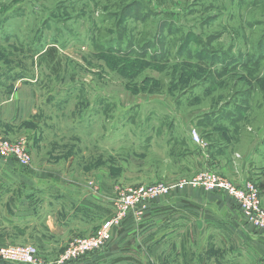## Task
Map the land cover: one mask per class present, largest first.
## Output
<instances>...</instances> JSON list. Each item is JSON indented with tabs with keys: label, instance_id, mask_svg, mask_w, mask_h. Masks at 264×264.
Instances as JSON below:
<instances>
[{
	"label": "rangeland",
	"instance_id": "rangeland-1",
	"mask_svg": "<svg viewBox=\"0 0 264 264\" xmlns=\"http://www.w3.org/2000/svg\"><path fill=\"white\" fill-rule=\"evenodd\" d=\"M49 48L55 56L45 52ZM261 52L264 0H0V106L15 92L27 100L11 103L6 117L16 112L19 124L24 116H43L40 126L20 123L10 136L0 108V137L25 144L33 166L0 155V204L14 176L44 169L49 179L62 176L98 199L96 217H87L94 231L81 239L115 220L120 231L127 229L130 253L172 254L179 246L172 241L159 249L170 222L179 226L170 228L169 240L178 234L185 254L199 244V264H264V254L238 245L237 231L212 225L219 218L205 207L177 212L176 199L166 197L146 208L124 204L140 188L203 172L190 140L195 122L208 120H199L203 114L222 111L227 122L240 116L238 129L264 136ZM19 81H38L39 88L18 91ZM32 146L40 147L35 156ZM7 218L0 208V247L34 246L38 264H51L46 246L23 243V232ZM225 238L230 246L221 245ZM71 244L57 264L81 258L62 260ZM187 259L194 263L184 264H197Z\"/></svg>",
	"mask_w": 264,
	"mask_h": 264
},
{
	"label": "crops",
	"instance_id": "crops-1",
	"mask_svg": "<svg viewBox=\"0 0 264 264\" xmlns=\"http://www.w3.org/2000/svg\"><path fill=\"white\" fill-rule=\"evenodd\" d=\"M47 50L45 49V52ZM37 84H39L38 81H19L16 90H26L27 87L24 88V86L37 89L39 88ZM26 100V98L21 99L20 94H15L14 92L12 98L0 106V108H5L4 112L2 111L1 123L6 127L10 136L17 133L15 128L20 123L22 125L28 123L29 125L30 122L36 121L39 124L38 126L43 123L42 111L37 112L38 114L34 117L31 115L24 116V119L19 124L16 121V112L13 111L10 118L5 116V111L11 108L9 106L11 103L21 104L22 102H26ZM231 117L232 119H237L236 123L222 120L225 118L222 111L207 115L203 114L198 117L199 120L203 118H208V120L205 122H195L196 127L193 126V130L200 135L203 143L206 145L205 147L198 146L194 142L192 133L190 132V140L197 153L196 159H198L199 172L205 168H211V170L217 171L238 186H243L246 181L254 182L261 190V199L264 206V136L262 132L253 133V130L250 128L246 131L238 129L235 125L240 121V116L232 115ZM214 124L219 125V127L216 125L212 127L211 125ZM13 130H16L15 133ZM38 148L40 149V147L32 146L34 156L37 154ZM205 155L209 156V158L206 159ZM43 170H36L35 172L40 173L36 175L14 176L13 185L8 186V188L5 187V191L3 189L1 192V196H5V201L3 204H0V208L5 209L8 213L6 221L14 224L16 228L21 230L20 232H23V236L27 239L23 243L29 241L46 246V252L43 253L47 259L46 262L49 263L51 261V264H57L61 256L60 254L66 249L68 244L72 243L75 237H88L94 231V229H88L87 217H96L92 210H96V207H98L96 203L99 202L81 184L76 183L71 185L67 183V179L64 180L65 178L59 175H53L49 179L45 176V173H42ZM7 189L10 191L7 192ZM208 196L205 192L186 188L185 191L174 193L172 196H167L164 199L166 201L176 199L174 208L176 211L184 209L182 208L183 205H191L192 210H200V208L205 207L204 209H207V213H212L220 219L214 217L219 222H213L212 225H223L228 230L234 229L241 237L238 240L240 247L245 249L250 247L258 255L264 254V232H259L252 226L245 225L238 205L226 196H219L220 200L218 202L208 200ZM205 203L206 205L204 206L203 204ZM167 226L169 227L163 229L165 232L162 235L164 240L159 243V249L162 246H169V243L172 241L173 245H179L176 248V253H160V250L159 254L150 255L130 253L132 248L129 250V243L126 244V241H124L126 236L125 230L127 229L120 231V227H118V233H115L116 239L112 241V244L110 243L111 249L108 247L111 251L110 253L88 254L78 260L68 261L65 264H172L173 262H182L184 264V262H190L187 259L189 256H191V260L198 259L195 262L199 264V244L191 243L192 254H185L183 248L187 244L183 243V239H180L178 234H176V239L169 240L172 234L168 233V231L170 228L173 229L174 226L177 227L179 225L168 222ZM190 226L197 227L198 225L194 223ZM191 234L193 235L192 230ZM225 239H223L221 245L227 246L229 244L230 246L231 244L228 239ZM155 245L157 244L153 242L152 246ZM193 246H195L194 249ZM136 248L137 251H140L138 245ZM141 248L144 247L141 245ZM243 251L246 257L247 251ZM190 263L194 262L191 261ZM7 264L20 263L8 262Z\"/></svg>",
	"mask_w": 264,
	"mask_h": 264
},
{
	"label": "built area",
	"instance_id": "built-area-1",
	"mask_svg": "<svg viewBox=\"0 0 264 264\" xmlns=\"http://www.w3.org/2000/svg\"><path fill=\"white\" fill-rule=\"evenodd\" d=\"M192 138L198 146H206L200 135L194 130ZM0 155L5 160L16 159L22 165L33 169L31 157L25 144H11L0 137ZM205 158L208 159L209 156L205 155ZM187 187L201 189L206 193L226 194L238 204L245 225L264 232V206L260 192L253 182L246 181L243 186H238L218 172L211 171L210 168H205L203 172L193 178L179 180L171 185L161 184L156 187L140 188L128 198V201H125V209L141 203H144L143 208H146L150 202L158 201L160 197L170 196L172 192L175 193V191L184 190ZM118 226L119 224H116L115 220L107 221L93 237L73 240L70 250L62 257V260L77 259L97 251L100 252L113 238L114 228L117 229ZM0 259L13 263H39L38 251L34 246L0 247Z\"/></svg>",
	"mask_w": 264,
	"mask_h": 264
},
{
	"label": "trees",
	"instance_id": "trees-1",
	"mask_svg": "<svg viewBox=\"0 0 264 264\" xmlns=\"http://www.w3.org/2000/svg\"><path fill=\"white\" fill-rule=\"evenodd\" d=\"M51 53L52 54V56H55L56 55V50L55 49H53V48H51V49H48L47 50V53ZM261 56H264V52L262 53L261 52ZM187 188H190V187H187ZM193 189V188H192ZM186 190V188L184 189V190H177V191H175V193H179V192H183V191H185ZM194 190H199V191H201V192H204L203 190H201V189H194ZM207 195H209L208 196V200H213V201H215V202H218L220 199H219V196H226V197H228V198H230L229 196H227L226 194H219V193H217V192H215V194H212V193H207ZM231 199V198H230ZM232 200V199H231ZM233 201V200H232ZM237 204V203H236ZM238 205V204H237ZM191 205H183V207L184 208H191L190 207ZM238 208H239V206H238ZM240 210V209H239ZM254 228V227H253ZM255 229V228H254ZM107 247H109V243H108V245H107ZM1 262V264H7L6 262H4V261H0Z\"/></svg>",
	"mask_w": 264,
	"mask_h": 264
},
{
	"label": "bare ground",
	"instance_id": "bare-ground-1",
	"mask_svg": "<svg viewBox=\"0 0 264 264\" xmlns=\"http://www.w3.org/2000/svg\"><path fill=\"white\" fill-rule=\"evenodd\" d=\"M205 218V217H204Z\"/></svg>",
	"mask_w": 264,
	"mask_h": 264
}]
</instances>
